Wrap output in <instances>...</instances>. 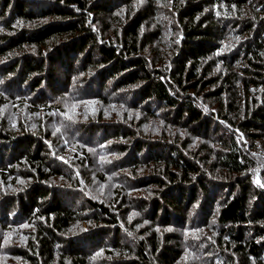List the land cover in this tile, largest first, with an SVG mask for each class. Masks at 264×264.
Segmentation results:
<instances>
[{"label": "trees", "instance_id": "trees-1", "mask_svg": "<svg viewBox=\"0 0 264 264\" xmlns=\"http://www.w3.org/2000/svg\"><path fill=\"white\" fill-rule=\"evenodd\" d=\"M3 94L67 120L62 142L0 114V264H176L181 234L164 230H191L192 209L220 228L208 264H264V0H0V111ZM82 101L122 116L74 124ZM92 171L124 181L114 201Z\"/></svg>", "mask_w": 264, "mask_h": 264}, {"label": "rangeland", "instance_id": "rangeland-1", "mask_svg": "<svg viewBox=\"0 0 264 264\" xmlns=\"http://www.w3.org/2000/svg\"><path fill=\"white\" fill-rule=\"evenodd\" d=\"M159 6L163 7V8H168V10L170 11L168 1H166L165 3L161 2L159 4ZM161 15H164L167 20H171L169 14L165 10ZM42 22H46V21H42ZM2 32L3 31H1V33ZM3 96H4L3 98L8 99L7 101L9 103L0 111L2 119H7L8 122H10V124H12V125L20 123L21 125L19 127H16L18 130L20 128H26V127L30 126L29 124H31L32 122H35V125L37 126L39 124V122L42 123L44 121L46 123L45 128L49 129V130H51L53 128L54 135L57 136V139L61 140L62 142H65V140L60 136V134H64L63 125H64L65 121L67 120L66 119L67 115H62V114L56 115V120L54 122V120H53L54 115L49 116V115H46L45 113H41V114L36 115L34 110L30 111V109L26 108L25 106L22 107L20 100L10 101L9 96H6L5 94H3ZM67 104H68V102H67ZM66 105H65V107H66ZM67 107H68V114L69 115L73 114V119H74L73 123L74 124H78V122H87L86 118H87V115L89 113L94 114V112H98L100 110L104 111V113H107L106 115L101 117V118L105 119V121L113 120V119L117 120L122 116V111H123V109L121 110L120 107H109V106L107 107V105L105 107L102 102H98V101L97 102L82 101V102H78V103L74 102L73 104H68ZM108 109H110V110H108ZM114 110L116 111L117 115H115L116 113ZM48 119H50L51 122H49ZM115 120H113V121H115ZM151 124H153V125H151ZM164 124H165V122H163V120L157 119L155 122H152L147 126L145 125L144 128L148 131H151V129H152V131H151V133H152L155 130H158L159 128L164 126ZM35 127L34 126L32 127L33 130H35ZM226 129L227 128H223L220 130V132L225 133ZM72 130H74V129H72ZM166 130L171 131L169 129H166ZM177 131H179V130L173 129V131H172L173 135L170 137L171 138L174 137V135H175V133H177ZM178 133L183 137V139H185L187 137L185 131H179ZM76 135L77 134H75V136ZM205 141L207 143H208V141L211 142L209 144V146L212 148L214 147V144H212L214 142H212V140L206 139ZM74 146H75V149L78 148L77 145H74ZM88 151H89V153H92V151H90V150H88ZM111 152H113V153H111L110 156H107L105 158L99 156L100 157L99 160H101L103 165H102V170H100L99 168H101V167L98 164L99 168H97V170L101 171L102 173L106 172L107 169H109L108 167L112 164V163L106 164L105 160L111 161V160L116 158L115 148ZM74 164H76V163H74ZM263 168H264V163H263ZM144 169L148 170L149 172L151 171L149 168H144ZM97 170H96V172H97ZM93 175H94V172L92 171V173L89 175L88 178L92 179ZM106 176L108 179V182L106 184L100 183L99 178H93L92 179L93 183L91 186L94 190V194H97V196L99 198L106 200L109 203V202L115 200V198L118 194L117 193L118 187H120V185H122L124 181L120 178L118 179L117 178L118 174L117 173L115 174L114 172H111L110 174H108ZM217 178L219 180H221V179H224V176L222 173H219V176H217ZM233 178H234L233 176H230L229 179H233ZM224 180H226V179H224ZM253 183L254 184H260V185L263 183V180H261V178H260L259 171L255 172V177H254ZM153 190H156V189H153ZM145 192L146 191H140L139 193L133 192V193L140 196L139 198H141V199L152 198L155 195V191H151L150 194L148 192H146V193ZM145 196H147V197H145ZM129 207L130 208L127 210V216H128L129 224H131L132 221H134L136 218H138L139 209L136 205H133L132 203L130 204ZM194 215H195L194 209L190 210L189 214L186 215L187 220H188L187 225L188 226L191 225V228H189L191 230L188 231L187 229H185V230L179 231V230L174 229V228H165V230H164L165 233H167V232H178L179 235L181 234L180 235V238H181L180 244L182 242L181 251L183 250L182 251L183 260L180 262H177L176 264H208L209 263L208 258L211 257L212 254L209 255L208 253H203V252H205L204 248L205 247L207 248L208 245L217 244V235L220 234V232L218 231V230H220V228L217 226L214 229H207V230L201 229L200 227L196 228L194 226V224H192L193 223L192 220H193ZM195 224H197V223L195 222ZM133 227H134V224H133L132 228ZM135 227L138 230L141 228L138 226H135ZM161 229L159 226H157V229H156L157 234H158L157 237H159L163 240L164 234H163ZM11 232H12L11 233L12 236L15 237L17 233H15L14 231H11ZM133 235H134V238L138 239L139 234L137 235L134 233ZM123 240H126L130 244V241L132 239L127 238V239H123ZM197 247H198V249H197ZM187 248H190L191 252L189 250H187ZM206 252H207V249H206ZM9 261H12V259H10V258H9V260L7 259V262H9Z\"/></svg>", "mask_w": 264, "mask_h": 264}]
</instances>
